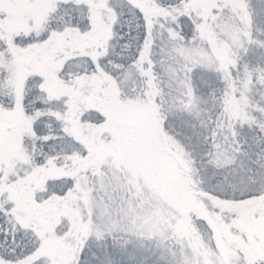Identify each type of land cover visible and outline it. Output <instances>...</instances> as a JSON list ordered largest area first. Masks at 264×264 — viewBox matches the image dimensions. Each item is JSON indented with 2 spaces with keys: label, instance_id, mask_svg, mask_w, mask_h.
<instances>
[{
  "label": "snow or ice",
  "instance_id": "6c2138e0",
  "mask_svg": "<svg viewBox=\"0 0 264 264\" xmlns=\"http://www.w3.org/2000/svg\"><path fill=\"white\" fill-rule=\"evenodd\" d=\"M0 264H264V0H0Z\"/></svg>",
  "mask_w": 264,
  "mask_h": 264
}]
</instances>
